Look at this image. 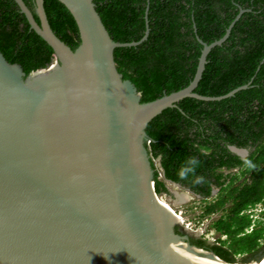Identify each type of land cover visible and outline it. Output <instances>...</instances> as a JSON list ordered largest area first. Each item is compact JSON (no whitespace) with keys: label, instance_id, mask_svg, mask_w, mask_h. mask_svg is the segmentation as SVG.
<instances>
[{"label":"water","instance_id":"obj_1","mask_svg":"<svg viewBox=\"0 0 264 264\" xmlns=\"http://www.w3.org/2000/svg\"><path fill=\"white\" fill-rule=\"evenodd\" d=\"M59 1L77 23L75 49L52 29L44 0H34V11L15 0L54 60L26 74L0 50V264H208L167 244L169 238L223 260L192 244L189 235L199 236L157 202L145 137L147 124L185 97L221 99L248 86L218 96L195 91L209 51L232 24L222 38L201 40L187 86L142 102L118 71L114 49L136 45L148 28L140 41H115L94 0ZM263 256L262 248L252 260Z\"/></svg>","mask_w":264,"mask_h":264},{"label":"trees","instance_id":"obj_2","mask_svg":"<svg viewBox=\"0 0 264 264\" xmlns=\"http://www.w3.org/2000/svg\"><path fill=\"white\" fill-rule=\"evenodd\" d=\"M24 1L34 11V0ZM94 2L115 41H140L148 28L147 37L136 45L114 49L118 71L136 85L142 102L187 86L197 70L201 40L211 43L222 38L232 24L224 41L209 51L195 91L218 96L248 86L221 99H181L147 124L145 142L157 193L167 187L159 178L155 158L160 159L166 179L202 196L204 215L226 210L212 224L225 239L211 243L191 236L189 241L227 262L246 263L248 258L239 260L237 255H256L264 246V220L254 221L247 212L257 204L264 207V0ZM44 6L52 29L75 49L81 38L69 9L59 0H44ZM0 50L26 74L47 67L55 56L52 47L30 28L15 0H0ZM230 145L251 148L246 158L254 167L229 151ZM189 157L201 163L194 176L181 179L178 172ZM235 167L238 173L223 170ZM243 174V181L233 185ZM196 177H203L202 182L193 183ZM215 187L219 191L210 200ZM227 202L231 204L225 207ZM175 229L180 232L179 225Z\"/></svg>","mask_w":264,"mask_h":264},{"label":"rangeland","instance_id":"obj_3","mask_svg":"<svg viewBox=\"0 0 264 264\" xmlns=\"http://www.w3.org/2000/svg\"><path fill=\"white\" fill-rule=\"evenodd\" d=\"M154 162L159 169V178L165 181L167 187V191L161 192L160 195L165 197L169 201V203L173 205L175 211L182 216L183 226H186L190 232L196 234L197 236L206 238L211 243H217L219 242V240L225 239L226 235L217 232L212 224L215 219L226 213V210H220L210 216L204 215L206 202L202 200V197L195 194L193 191L188 190L184 186H179L166 179L163 175L162 169L159 166V158H155ZM234 172L238 173L237 170H235ZM245 176L246 174L240 176L239 179H236L233 182V185L242 182ZM218 191L219 188L215 187L210 200H213V197L216 196ZM183 193H186L187 196L183 198L179 197V194L181 195ZM230 204V202H227L225 207L230 206ZM247 212H251L254 221L264 220L263 204H257L254 209L248 210ZM248 230H251V228H249ZM244 256L248 258L249 262H251L253 257H255L254 254L252 256L241 254L237 255V259L240 260L244 258Z\"/></svg>","mask_w":264,"mask_h":264},{"label":"bare ground","instance_id":"obj_4","mask_svg":"<svg viewBox=\"0 0 264 264\" xmlns=\"http://www.w3.org/2000/svg\"><path fill=\"white\" fill-rule=\"evenodd\" d=\"M186 196H187L186 193H183L181 195L179 194V197H181V198L186 197ZM157 202L159 204H162L163 206H166V208L169 209L170 211L174 212L179 220H183L182 216L175 211V209L173 208V205L171 203H169V201L165 197H163L162 195L161 196L157 195ZM166 242H167V244H169L172 247L186 253L187 255L202 259L205 262H207L208 264H264V256L260 260H252L251 262H246V263L224 262L223 260L212 259V258L207 257L206 255H203V254H206L207 251L205 252V251H201V250H197V249L196 250L199 253H195L193 251H190L189 249H187V245L181 243L180 241H178L175 238H169V239H167Z\"/></svg>","mask_w":264,"mask_h":264},{"label":"clouds","instance_id":"obj_5","mask_svg":"<svg viewBox=\"0 0 264 264\" xmlns=\"http://www.w3.org/2000/svg\"><path fill=\"white\" fill-rule=\"evenodd\" d=\"M229 151H233L234 149L232 146H228ZM201 151H204L201 149ZM243 162L249 166V167H254L253 162L250 159H247L246 156L242 155ZM200 161L196 157H189L184 164L181 166L178 175L180 176L181 179H187L189 174H192L193 176L196 173V169L200 165ZM203 177H196L195 180H193V183H200L202 182Z\"/></svg>","mask_w":264,"mask_h":264},{"label":"flooded vegetation","instance_id":"obj_6","mask_svg":"<svg viewBox=\"0 0 264 264\" xmlns=\"http://www.w3.org/2000/svg\"><path fill=\"white\" fill-rule=\"evenodd\" d=\"M243 148H245V147H243ZM247 150H248V153H247V155L250 153V151H251V148H247ZM237 154V153H236ZM239 155V154H238ZM246 155V156H247ZM241 158H242V156L241 155H239ZM159 166H160V168L162 169V167H161V164H160V159H159ZM224 170V172L225 173H229V172H234L235 170H237V171H239V167H235V168H232V169H223ZM162 172H163V175H164V171H163V169H162ZM169 180V179H168ZM192 191V190H191ZM214 192V189H213V191H212V193ZM195 194H197V193H195ZM197 195H199V194H197ZM201 196V195H200ZM202 197V196H201ZM191 236H193L192 234H190L189 235V237H191ZM193 237H195V236H193Z\"/></svg>","mask_w":264,"mask_h":264},{"label":"built area","instance_id":"obj_7","mask_svg":"<svg viewBox=\"0 0 264 264\" xmlns=\"http://www.w3.org/2000/svg\"><path fill=\"white\" fill-rule=\"evenodd\" d=\"M150 142V140H148V143Z\"/></svg>","mask_w":264,"mask_h":264}]
</instances>
